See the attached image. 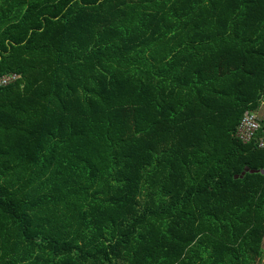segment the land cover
<instances>
[{"label":"trees","instance_id":"trees-1","mask_svg":"<svg viewBox=\"0 0 264 264\" xmlns=\"http://www.w3.org/2000/svg\"><path fill=\"white\" fill-rule=\"evenodd\" d=\"M11 73L0 264H264V0H0Z\"/></svg>","mask_w":264,"mask_h":264},{"label":"built area","instance_id":"built-area-1","mask_svg":"<svg viewBox=\"0 0 264 264\" xmlns=\"http://www.w3.org/2000/svg\"><path fill=\"white\" fill-rule=\"evenodd\" d=\"M18 78L16 73L0 75V85L9 84ZM234 135L244 143L255 140L257 147L264 148V78L258 107L243 112Z\"/></svg>","mask_w":264,"mask_h":264},{"label":"water","instance_id":"water-1","mask_svg":"<svg viewBox=\"0 0 264 264\" xmlns=\"http://www.w3.org/2000/svg\"><path fill=\"white\" fill-rule=\"evenodd\" d=\"M247 171H249V170H248V168L245 167L241 174L243 175ZM261 172H264V170H262Z\"/></svg>","mask_w":264,"mask_h":264},{"label":"rangeland","instance_id":"rangeland-1","mask_svg":"<svg viewBox=\"0 0 264 264\" xmlns=\"http://www.w3.org/2000/svg\"><path fill=\"white\" fill-rule=\"evenodd\" d=\"M262 246H263V248H264V238H263Z\"/></svg>","mask_w":264,"mask_h":264}]
</instances>
